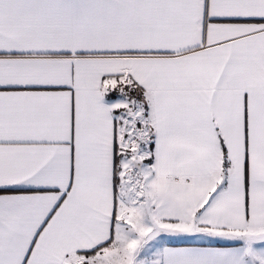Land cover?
<instances>
[{
	"label": "snow or ice",
	"instance_id": "obj_1",
	"mask_svg": "<svg viewBox=\"0 0 264 264\" xmlns=\"http://www.w3.org/2000/svg\"><path fill=\"white\" fill-rule=\"evenodd\" d=\"M0 264H264V0H0Z\"/></svg>",
	"mask_w": 264,
	"mask_h": 264
}]
</instances>
